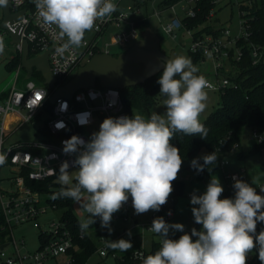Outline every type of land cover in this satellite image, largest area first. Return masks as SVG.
<instances>
[{
    "label": "clouds",
    "instance_id": "obj_1",
    "mask_svg": "<svg viewBox=\"0 0 264 264\" xmlns=\"http://www.w3.org/2000/svg\"><path fill=\"white\" fill-rule=\"evenodd\" d=\"M34 3L43 23L55 25L62 37L67 36L64 49L69 45L81 46L86 31L92 30L98 20L110 19L117 11L112 0H34ZM6 5L7 0H0V6ZM3 50L0 40V53ZM206 55L211 57L210 52ZM157 83L159 94L165 97L163 114L153 112L147 118L140 114L107 117L88 141L78 135L63 141V153L76 158L71 165L68 161L60 165L58 182L65 187L51 199L84 201L89 217L82 221V229L99 218L101 228L111 233L113 214L129 196L136 215L149 210L160 211L174 190L172 182L177 179L183 163L180 149L170 143L175 133L206 139L208 129L199 117L207 107L206 89L211 88V84L199 74L192 60L186 56L164 60ZM46 94L45 91L43 97ZM111 95L118 94L112 92ZM114 103L115 100L111 101L110 106ZM58 104L61 111L67 109V101H58ZM89 117L90 113H79L77 121L83 126ZM63 126V122L56 125L57 128ZM5 159L0 155V165ZM217 159L214 151L194 158L190 166L197 173L206 168L211 173ZM70 167L76 168L75 184ZM233 179L234 198H220L224 188L215 175L211 176L203 194L197 195L195 191L191 194L190 203L194 206L191 211L195 223L202 225L200 231L193 228L189 234L181 223L154 218L149 230L161 238V246L154 254L142 257V264H246L253 249L264 264V230L256 233L257 223H264V195L258 194L249 183ZM260 190L264 192V188ZM170 231L184 234L179 239H171ZM127 235L131 236V232ZM107 247L128 251L133 245L130 240L121 238L108 240Z\"/></svg>",
    "mask_w": 264,
    "mask_h": 264
},
{
    "label": "built area",
    "instance_id": "obj_2",
    "mask_svg": "<svg viewBox=\"0 0 264 264\" xmlns=\"http://www.w3.org/2000/svg\"><path fill=\"white\" fill-rule=\"evenodd\" d=\"M209 1L215 8H212L207 16L208 23H212L231 0H181L175 5L165 9L171 10L174 17L163 24V31L176 37L178 31L184 30L192 38L190 52L201 54L202 58H211L215 64L217 73L224 71V66L232 60L240 61L243 57L242 48L238 42L241 38L248 37V30L253 20V9H262L264 0H244L240 3V31L241 34L233 38L230 29L222 26L221 34H205L196 37L195 35L202 27L188 28L184 20L195 18L202 10L201 4ZM117 5V11L111 15L110 19L97 21L92 30L86 31L81 46L69 45L66 49L63 46L68 43L67 36H61L60 30L55 25H45L38 16L34 0H10V8L13 14L25 10L21 19L14 23H8L7 29H3L0 39L4 41L10 33H18L22 40L29 43L30 58H35L48 52V58L53 75L57 82L60 80L66 83L77 69L89 61L94 55L99 53L111 54L109 49L112 46H127L137 42L142 31L139 28L138 19L135 16L140 14L141 7H128L123 9V0H112ZM256 4V6H255ZM177 5H180V16L177 12ZM110 35V40L105 44L106 50L102 51L103 38ZM17 52L22 54V44H15ZM63 49V51H61ZM232 51L234 54L232 55ZM211 53V57L206 55ZM254 64L261 59L257 50L253 51ZM24 69L22 63L14 70L16 72L15 83L8 92L0 94V155L4 156L5 163L0 165V209L2 220L0 229L5 232V238L0 249V264H45L65 255L68 258L67 264H72L73 259L69 251L74 247L73 237L66 222L61 217H51L54 214L55 206L49 201L51 196L40 189L35 183L53 181L56 184L59 175L60 165L64 161L71 162L75 155L63 153V141L70 139L73 135H78L85 141L90 139L93 132L99 131V126L107 117L127 116L125 105L121 97V92L113 88L90 87L86 90L76 92L71 100L58 98L54 104L50 103V97L55 89L48 86H38L33 81V76L26 79L23 89H18L17 84L21 71ZM25 70V69H24ZM36 73V71H34ZM26 76V71H25ZM217 82L211 84V88L206 90L222 92L232 86L231 78L224 75L223 79L217 75ZM46 91V96L43 93ZM117 93L116 97L111 95ZM94 95V98H93ZM80 97V99H77ZM115 103L110 106L111 101ZM58 101H67V109L60 110ZM90 113L88 122L80 125L77 121V114ZM63 122V127L56 125ZM37 123V141H16L10 143L11 137L27 124ZM46 129V132H45ZM264 130L254 129L250 139L258 144H264ZM264 151V148H262ZM224 164V162H223ZM70 167V171L75 170ZM3 170L7 176H1ZM246 169L241 168L239 172H231L225 175L228 184L227 195L234 198L233 177L246 181ZM5 186L2 187L1 184ZM48 195L46 199L43 197ZM132 205V201L122 206L124 211ZM171 213L169 215L168 213ZM126 220L127 216L121 215L119 218ZM156 217H163L166 222L173 219L174 213L166 211L161 213L156 211L146 226V231L152 233L149 228ZM117 218V217H116ZM25 224H32L34 228L40 230L39 248L33 252H22L25 248V241L17 238L15 230ZM202 230V225L198 231ZM83 233V229L81 230ZM191 233V232H190ZM42 235V238H40ZM196 238V237H195ZM0 246V248H1ZM10 253L7 254V250ZM256 250V249H255ZM102 256L108 255L107 248L100 251ZM251 253L248 255L250 256Z\"/></svg>",
    "mask_w": 264,
    "mask_h": 264
},
{
    "label": "trees",
    "instance_id": "obj_3",
    "mask_svg": "<svg viewBox=\"0 0 264 264\" xmlns=\"http://www.w3.org/2000/svg\"><path fill=\"white\" fill-rule=\"evenodd\" d=\"M181 0H164L163 7L167 8L175 5ZM136 6L142 7L141 3L136 2ZM256 6V4H255ZM202 10L198 12L195 18H187L184 20L187 27L198 28L202 27L195 35L196 37L205 34H213L219 36L222 27L219 18L208 23L207 16L212 8H215L211 2L206 1L201 4ZM253 20L251 21L250 29L248 30V37L241 38L238 42L239 47L242 48L243 57L240 61L232 60L234 70L236 72L235 78H231L232 86H229L224 91L220 92L221 103L219 108L213 111L209 117L202 121L208 129L206 139H201L200 136H189L182 132H177L174 138L170 141L174 146L180 149V155L183 158V163L180 173L188 168L193 169L190 165L185 167L186 164L191 163L194 158L201 157L200 154L206 150V154L214 151L218 154L217 162L212 166V172L221 168L224 158L234 149L241 148V136L244 129L249 128L250 132L254 129L259 131L264 130V3L262 9H253ZM139 28L144 32L150 27L149 20L145 19L138 23ZM223 26V25H222ZM257 50L261 55V59L254 64L253 51ZM190 59L193 64L197 66L198 63L205 60L201 54H193L190 52ZM234 51H232V55ZM21 63V54L17 53L6 65L8 71H14ZM162 71L154 77L148 79L145 83L121 90V97L125 105V112L128 117L135 115V111H151L154 107L160 104L163 96L159 94L160 85L157 83ZM223 73V72H222ZM37 75L43 79L40 73ZM179 78V77H176ZM62 86L65 83L62 81L57 82ZM102 88L99 82L96 85ZM46 132V129H45ZM251 135V133H250ZM249 135V138H250ZM251 140V139H250ZM252 141V140H251ZM255 142V141H254ZM264 144L256 143L251 147L248 154L240 153V158H246L248 155H254L262 152ZM200 163H203L200 160ZM199 178H203L210 174L206 168L203 172L197 173ZM211 172V173H212ZM177 177L172 182L173 192L168 199L167 203L161 207V213L166 211H174L173 206L177 203L179 197L185 194V183ZM74 180V184H75ZM36 187L42 191L47 192L51 197L54 193L59 192L62 186L53 181H45L35 183ZM228 196V195H227ZM49 201L55 206V210L63 209L61 219L67 223L68 228L73 237L74 247L69 251L72 256V264H87L91 256L98 251V243L95 242L85 229L81 233V221L75 216L71 209L74 202L69 198H60ZM169 202L172 204H169ZM2 220V213L0 209V221ZM201 227L200 224L195 223L194 228L197 230ZM264 230V223H257L256 233ZM191 234V233H190ZM5 238V232L0 229V246ZM42 238V235H40ZM171 239H179V237H169ZM193 239H196L193 237ZM161 242L153 241L151 249L146 251L139 245H134L131 249L126 251L121 257H116L115 264H142V257H147L154 254L159 250ZM115 255V253H114ZM246 264H261L258 259V252L255 251L254 255L248 256Z\"/></svg>",
    "mask_w": 264,
    "mask_h": 264
},
{
    "label": "rangeland",
    "instance_id": "obj_4",
    "mask_svg": "<svg viewBox=\"0 0 264 264\" xmlns=\"http://www.w3.org/2000/svg\"><path fill=\"white\" fill-rule=\"evenodd\" d=\"M244 0H231L226 6H224L217 14V17H220L221 24L230 29L232 32L233 38L238 37L241 34L240 31V3ZM136 2L141 3L142 7L140 14L135 16L138 19H148L150 28H152L161 38V46L162 50L165 54L169 55L172 52L176 54V56H186L190 58V48L192 45V38L188 33L184 30L178 31L176 37H171L167 35L162 26L164 23L170 21L174 17V13L171 10H167L163 7L164 0H123L121 6L125 11L127 8L136 6ZM177 12L181 16L182 13L180 11V5L176 7ZM3 20V11L0 6V24ZM214 25V22L212 23ZM220 25V24H219ZM3 33V29L0 27V34ZM1 40V39H0ZM110 40V35L106 38H103L102 42V51L106 50L105 44ZM3 42L4 50L0 53V94L3 92H8L12 89L15 83L16 72L8 71L6 68L7 63L18 53L16 49V45L11 44L10 36H6V39ZM136 43V42H135ZM132 44L127 46H112L109 51L112 55H118L120 53L125 52ZM85 63V62H84ZM199 72L207 75V80L216 83L217 75H219L220 79H223V76H229L235 78L236 72L234 70V65L232 61L230 63L225 64L223 73H217L216 64L211 58H205L202 62L197 64ZM38 72L34 73V77L32 78L34 82L37 83L38 86H44V79H41L38 75ZM76 71L71 75L72 78L75 75ZM26 84L25 79V70L21 71L19 82L17 84L18 89H23ZM208 93V99L206 101L207 107L203 113H201L199 119L200 121L206 120L209 115L219 108L221 103V96L219 91H211L206 90ZM165 97L163 98V100ZM163 100L159 105L154 107L150 112L149 111H135V114L143 115L145 118L149 117L153 112H157L163 114L165 109L163 106ZM39 125L35 124H27L22 127L16 134H14L10 143L16 141H37L39 140L37 136V127ZM249 128L244 129L241 136V148H237L232 150L225 158L224 164L222 167L213 171L209 175L199 178L193 169H186L182 171L179 175V179L184 181L185 183V194L178 198L177 203L173 206L174 217L168 223H181L185 226L184 231L189 233L194 228L195 220L192 214V207H194L191 203V194L195 191L197 195L203 194L206 191L207 184L209 183L211 176L215 175L221 182V185L224 188V192L221 195V199L229 198L227 196L228 184L225 180V175L231 172H239L241 168L246 169V177L247 183L256 188L258 194L264 195V192H261V188H264V151L254 154L248 155L246 158H240V153L248 154L251 147H253L256 142L251 141L249 138L250 135ZM207 151L204 150L200 156L206 154ZM190 163L186 164L185 167H189ZM74 184L76 169L70 171ZM7 172L3 170L1 176H7ZM58 182V178L56 180ZM253 181H255L253 183ZM2 187L5 185L2 183ZM172 194V193H171ZM170 194V196H171ZM169 196V198H170ZM45 199L49 197L48 195L43 196ZM168 198V199H169ZM132 198L129 196V199L126 203H130ZM84 201L81 202H73L71 205V209L75 216L82 222L88 219L89 214L85 211L83 207ZM156 211L149 210L145 214L136 215L134 212L133 206H129L126 211L121 207V209L113 214L111 220V228L112 232L110 233L108 229L101 228L99 218H96L94 224L90 225L87 229H85L86 234H88L95 242L98 243V251L95 252L91 258L89 259L87 264H115L116 257H121L126 251L113 250L107 247L108 240H118V239H126L130 240L132 245H139L142 249L149 251L151 249L153 241L161 242V238L155 234L146 231V226L150 223V219L153 216V213ZM63 213V209L55 210L54 214L50 213V216L61 217ZM127 216L126 220L121 215ZM117 217V218H116ZM131 232V236H128L127 233ZM39 234L40 230H37L33 227L32 224H25L18 227L15 230V235L17 238H22L25 241V248L22 252H33L39 248ZM184 233L182 232H169V237H180ZM195 240V239H193ZM107 248L108 255L102 256L100 251ZM255 249L251 252V255L255 254ZM10 253V250H7V254ZM115 253V255H114ZM68 258L65 255L58 257L57 259H52L45 264H67Z\"/></svg>",
    "mask_w": 264,
    "mask_h": 264
},
{
    "label": "water",
    "instance_id": "obj_5",
    "mask_svg": "<svg viewBox=\"0 0 264 264\" xmlns=\"http://www.w3.org/2000/svg\"><path fill=\"white\" fill-rule=\"evenodd\" d=\"M3 20L1 29H7L8 23H14L21 19L25 10L13 14L10 8V0L6 6H1ZM11 44H22L21 63L26 71V79H30L34 71L40 73L44 79V84L50 89H55L57 80L53 75L48 58V52L35 58H30L29 43L22 40L18 33H10ZM172 52L167 55L163 52L160 36L150 27L143 33L142 38L130 46L125 52L118 55L99 53L94 55L89 61L81 65L75 75L64 85L56 88L50 97V102L54 104L58 98L71 100L79 90H86L96 87L97 83L102 88H113L124 90L145 83L151 77L163 71V61L175 57ZM199 74L207 77L199 72ZM1 246V250L4 249Z\"/></svg>",
    "mask_w": 264,
    "mask_h": 264
},
{
    "label": "crops",
    "instance_id": "obj_6",
    "mask_svg": "<svg viewBox=\"0 0 264 264\" xmlns=\"http://www.w3.org/2000/svg\"><path fill=\"white\" fill-rule=\"evenodd\" d=\"M142 33H143V32H142ZM141 38H142V36H141ZM141 38H140V39H141ZM140 39H139V40H140ZM50 103H51V102H50ZM246 181H247V177H246Z\"/></svg>",
    "mask_w": 264,
    "mask_h": 264
}]
</instances>
